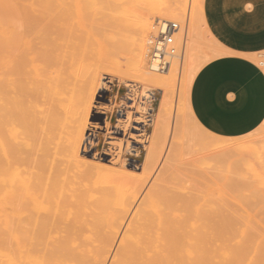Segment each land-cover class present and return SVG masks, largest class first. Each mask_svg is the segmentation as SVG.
<instances>
[{
  "label": "bare ground",
  "instance_id": "bare-ground-1",
  "mask_svg": "<svg viewBox=\"0 0 264 264\" xmlns=\"http://www.w3.org/2000/svg\"><path fill=\"white\" fill-rule=\"evenodd\" d=\"M97 1L8 0L0 10V264H195L197 250L208 264H214L209 253L215 248L220 253L215 258L224 257L226 241L232 238L230 232L226 234L231 227L227 228L225 220L233 216L227 214L229 218L224 219L219 212L198 220L187 215L188 219L154 217L152 204L143 201L138 207H127L104 193L84 190L93 184L85 186V176L102 177L98 171L103 169L105 177H113L112 168L124 164L127 148H145L151 121L136 111L140 101L147 99L145 89L139 95L129 90L120 103L119 124L111 131L115 135L109 140V157L96 158L91 152L105 128L101 126L103 116L111 114L104 103L94 104L100 79L90 62L94 56H86L91 30L103 14ZM177 8L167 13L176 14ZM160 9H148L134 19L138 21L130 39L129 71L145 85L167 89L168 80L161 75L165 71L154 75L145 71L144 35L150 30L152 16L162 15ZM102 10H110V6ZM105 95L102 91L100 100L108 104L111 95ZM92 116L100 128L87 132ZM156 131L154 138L159 135ZM147 157L150 163L146 165H151L155 159L151 160V154ZM129 166L138 173V163ZM141 167L144 171L145 166ZM74 172L79 175L72 182L68 177ZM243 243L241 248L233 247L235 254L246 247L242 248Z\"/></svg>",
  "mask_w": 264,
  "mask_h": 264
},
{
  "label": "rangeland",
  "instance_id": "rangeland-1",
  "mask_svg": "<svg viewBox=\"0 0 264 264\" xmlns=\"http://www.w3.org/2000/svg\"><path fill=\"white\" fill-rule=\"evenodd\" d=\"M1 1L0 10H3L6 4L5 1L7 2L8 0ZM163 2L162 0H107L105 3L104 0L97 1V8L103 14L100 15L99 19H101L98 24H95L91 30V37L88 38L89 43L87 42L88 45L86 44V56L92 58L94 56V59H96L90 58V62L98 69L97 76L100 79L94 104L99 107L104 103V106L109 112L111 111V114L107 118L103 116L101 126L105 125V128H103L100 135L99 143L97 140L94 142L96 143V148L92 149L91 152L95 154L96 158L103 157L106 159L109 157V140L115 135V132L111 131L119 124L118 112L121 109L120 103L123 102V98L126 97L129 90H132V95L134 93L139 95L145 89L147 99L140 101L136 111L138 114L147 115L149 117L147 120L151 121L147 128L149 142L145 144V148L142 147L139 150L127 148L124 164L112 168L116 174L113 177H105L103 174L107 171L103 169L98 171L102 174V177L85 176V186L93 184L91 187H85L84 190L90 189L104 193L110 196L115 203L118 202L116 204L121 201L120 204L124 203L127 207H129V204L130 206L138 207L143 201L147 204H152L154 212H152L153 214L150 213V215L152 214L151 216L154 217L163 215L175 219H185L188 216L189 219L198 220L200 216L202 217L201 219L213 218L219 212H222L224 219L227 218L225 215H231L233 218L231 217L230 219L229 216V220H225L226 224H228L227 228L230 225L231 228L229 229L232 230L231 232L227 229L228 232L226 234H230L229 236H232V238H229L231 242L226 241L224 257L215 258V254L218 252L217 256H220V253L218 250L216 252L214 248L215 252L210 251L209 253L210 256L212 255L209 261L214 258L212 260L214 264L218 261L220 264L232 262H234L233 264H257L259 259L261 263L258 264H264V252L262 254L264 250V125L258 131L246 136L224 137L207 130L196 120L192 113L191 102L189 103L192 79H195L200 67H204L213 59L223 55V51L215 40L211 38V34L208 31L204 14L205 0H163ZM169 4L172 6H169ZM106 5L110 6V10H102V7ZM111 6L115 7V9ZM160 7L165 8L160 9ZM176 7H178L176 14L167 13V11L170 12ZM148 9H160L162 14L161 16H152L150 30L144 35L145 71L149 72L150 75L155 74L149 70L152 51L151 41L158 35L159 23L171 21L180 25V32L175 36L177 55L167 59L170 64L165 72L161 74L168 80L167 89L163 87L158 89L145 85L138 75H134L129 71L130 49L132 48L130 39L136 31L137 22L135 21H138L134 19H138L144 12H148ZM181 10L182 12H180ZM106 23L107 25L110 24L109 27ZM118 26L121 27L119 28ZM95 32L98 33L95 34ZM99 32L101 37L103 36L101 39ZM92 39H94L95 43ZM90 50L94 52H90ZM251 60L255 63L258 62L252 58ZM106 62L109 63L107 64L108 66ZM101 64L103 65L102 67ZM102 68L104 71H102ZM262 69L264 70V68ZM136 90L140 92L138 93ZM102 91L106 92L105 96L107 97L111 95L108 104L100 100ZM136 95L134 96L136 97ZM99 103L102 104L99 105ZM99 125L98 123L95 124L94 116H92L87 132L90 130L99 131ZM156 129L160 130L156 131ZM155 131L159 132V139L158 137L154 138L157 136ZM152 149H157L156 151L158 152ZM150 154L153 156L151 160H155L151 161V165H146V163H150L147 162L150 161V158L147 157H150ZM223 154H226L225 157ZM131 162L139 164L138 173L130 171L131 167L129 164ZM141 166H145L143 167L144 171H142ZM146 166L149 167L147 168ZM76 173L69 174L68 179L73 182L72 178H75ZM99 176L101 175L99 174ZM157 190L159 192L162 191L159 193V197ZM163 192L164 194L167 193L169 197L164 196ZM165 197L168 201L173 199L172 202L169 201V204ZM185 201H189V203ZM166 205L169 206L167 207ZM208 209L209 211H207ZM162 210H165L166 213ZM202 213L206 214L202 216ZM233 221L237 224L236 226L231 224L234 223ZM233 235L238 238L234 239ZM243 238L244 240H242ZM227 239L228 237H226ZM242 243L244 244L242 248L246 246L245 248L247 249H238L242 255H240V252L235 254L237 249L233 247H238L239 245V248H241L240 245ZM258 244L259 247H257ZM248 246L251 247L248 248ZM258 248H260V254H258ZM244 250L252 251L246 254L247 251L245 252ZM197 252L198 255L196 254ZM233 252L234 255L232 254ZM195 255L198 257H194ZM256 255L260 256H257V258ZM200 257L201 253L197 250L193 255V261L197 260L199 264H202L204 256L201 257L202 259ZM229 259L231 262H229ZM204 260V264H208V259L205 258ZM220 260H224V262ZM184 261L186 262V260ZM253 261L256 262L253 263ZM197 262L193 263L198 264ZM209 263L213 264V262Z\"/></svg>",
  "mask_w": 264,
  "mask_h": 264
},
{
  "label": "crops",
  "instance_id": "crops-1",
  "mask_svg": "<svg viewBox=\"0 0 264 264\" xmlns=\"http://www.w3.org/2000/svg\"><path fill=\"white\" fill-rule=\"evenodd\" d=\"M205 20L223 55L200 69L189 103L196 120L224 137H241L264 125V0H205Z\"/></svg>",
  "mask_w": 264,
  "mask_h": 264
},
{
  "label": "built area",
  "instance_id": "built-area-1",
  "mask_svg": "<svg viewBox=\"0 0 264 264\" xmlns=\"http://www.w3.org/2000/svg\"><path fill=\"white\" fill-rule=\"evenodd\" d=\"M180 31L177 23L163 21L159 24V31L156 38L151 41L152 51L149 61V70L152 73H161L170 64L167 59L177 55L175 47V36ZM259 67L264 68V55L257 54L254 57Z\"/></svg>",
  "mask_w": 264,
  "mask_h": 264
}]
</instances>
